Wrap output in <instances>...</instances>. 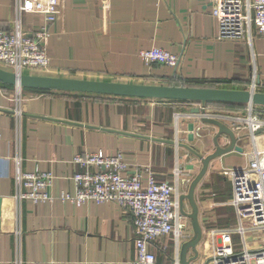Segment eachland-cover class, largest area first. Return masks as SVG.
<instances>
[{"label":"crops","instance_id":"1","mask_svg":"<svg viewBox=\"0 0 264 264\" xmlns=\"http://www.w3.org/2000/svg\"><path fill=\"white\" fill-rule=\"evenodd\" d=\"M31 3L44 7L43 0ZM211 9L210 0H58L47 43L49 69L26 73L249 90L255 72L259 91L264 92V36L254 33L250 46L219 39ZM15 21V0H0V30L10 32ZM21 22L30 34L39 28L41 16L24 14ZM153 49L177 56L178 63L146 65L139 53ZM192 103L0 87V264H134L135 235L127 211L91 202L76 207L58 198L74 195L72 177L82 170L72 163L74 156L98 151L109 156L122 152L127 175L138 173L145 180L150 171L157 181H166L178 167L181 179L191 183L202 165L190 149L207 157L215 151L217 134L193 113ZM216 107L210 105L207 111ZM18 108L19 117L14 115ZM219 143L226 147L227 138L221 137ZM238 144L243 152L232 151L212 161L196 187L202 240L198 259L191 264H210L218 241L212 232L238 226L232 184L224 196L212 177L219 174L227 180L223 170L247 166L252 143L240 138ZM18 154L22 172L54 175L49 189L54 202L18 205L13 163ZM218 215H234L235 223L223 225ZM185 229L182 243L193 237L191 223ZM256 236L255 232L245 236L248 248L260 247ZM171 238L152 244L161 264H171L175 257ZM262 238L264 234L258 237ZM239 240L233 235V242ZM188 257H193L191 250Z\"/></svg>","mask_w":264,"mask_h":264},{"label":"built area","instance_id":"2","mask_svg":"<svg viewBox=\"0 0 264 264\" xmlns=\"http://www.w3.org/2000/svg\"><path fill=\"white\" fill-rule=\"evenodd\" d=\"M32 1L15 0L14 28L10 32L0 30V68L16 75L46 72L50 66L47 43L51 26L56 20L58 0H43L44 7L41 9L35 8ZM210 3L219 39L244 42L250 46L254 33L264 36V0H210ZM28 13L41 16L39 28L30 34L24 31L21 22L22 16ZM139 57L146 65L174 67L178 63L177 56L165 50L141 51ZM256 78L253 72L248 90L252 93L258 92L260 88ZM15 100L18 101L19 96ZM192 105L204 110L205 117L227 125L237 137H246L252 143L246 167L225 169L222 172L232 184L231 205L236 210L238 226L212 232L218 241L214 243L209 263L264 264V239H258L264 234V107L258 112L254 111V105H246L244 112H209L206 104L193 102ZM14 115L20 116L19 108L14 111ZM198 117L201 119V116ZM13 163L18 205L23 201L36 205L56 200L49 193L54 179L51 172H22L19 154L13 158ZM72 163L82 169L72 177L74 195L62 194L59 200L69 201L76 207L86 202L120 207L132 218L136 251L134 264H161L151 247L158 239L168 236L172 237L176 251L171 264H180L179 250L186 228L180 197L190 182L181 179L178 167L173 170L170 180L157 181L150 171H146L145 180L138 173L125 174L128 168L122 152L114 156L102 151L77 154ZM250 232L257 234L254 240H261L260 247H247L245 236ZM235 234L241 240L240 249L237 250L233 242Z\"/></svg>","mask_w":264,"mask_h":264},{"label":"water","instance_id":"3","mask_svg":"<svg viewBox=\"0 0 264 264\" xmlns=\"http://www.w3.org/2000/svg\"><path fill=\"white\" fill-rule=\"evenodd\" d=\"M0 83L18 89L94 94L148 100L188 101L200 103L202 105L208 103H223L264 107V92L260 91L252 93L248 90L131 84L111 81H89L30 74L16 75L15 73L1 68ZM193 113L197 116H201L202 122L216 128L217 134L213 140L215 151L207 157H203L190 149L199 159L202 168L198 175L190 183L187 194L180 197L181 212L187 219L190 220L193 230L192 239L189 242L182 243L180 245V264H191L198 259L197 246L202 240V230L198 220V206L194 198L197 185L207 173L209 164L212 161L232 151L238 153L243 152L242 148L238 144L240 138L237 137L227 125L209 117H205L206 113L204 110L194 108ZM223 136L227 138L228 145L226 147H222L219 143V139ZM185 201H187L190 206V213H185L183 210ZM1 203L2 199L0 197V217ZM189 250L193 252V257H188Z\"/></svg>","mask_w":264,"mask_h":264},{"label":"rangeland","instance_id":"4","mask_svg":"<svg viewBox=\"0 0 264 264\" xmlns=\"http://www.w3.org/2000/svg\"><path fill=\"white\" fill-rule=\"evenodd\" d=\"M232 169H239V168H232ZM212 177H214V180H218L219 181V185L222 188L221 191L223 192L224 196H226V194L228 195L229 194V190H230V183H231L230 178L226 177L227 178V180H226L223 176H221L219 174H212ZM216 177H217V179H216ZM202 188L206 189V185H203ZM187 191H186V193H187ZM194 198H195V194H194ZM195 201H196V199H195ZM196 204H197V201H196ZM183 209H184L185 213H190L191 212L190 206L188 204H186V205L184 204ZM201 216H203V215H201ZM218 216H217V221L222 219L223 220L222 221L223 225L224 224L227 225L228 222H229V224H232L231 226H233V224L235 223L234 215H218ZM183 222L187 223V227H188V225L190 226V220L187 219L186 217H185V220ZM185 232H186V229L183 230V233H185ZM240 241L241 240L236 241V242L234 241V247H235L236 250L240 249V246H239Z\"/></svg>","mask_w":264,"mask_h":264},{"label":"trees","instance_id":"5","mask_svg":"<svg viewBox=\"0 0 264 264\" xmlns=\"http://www.w3.org/2000/svg\"><path fill=\"white\" fill-rule=\"evenodd\" d=\"M0 87L2 88H7V87H12V86H8V85H3L0 83ZM198 87H202V85H198ZM212 88V86H211ZM40 91H45V90H40ZM179 102H185V101H179ZM188 101H186L185 103H187ZM218 106L216 107V111H226V112H244L246 110V105H238V104H223V103H208L206 104V106ZM235 108H238L237 110H235Z\"/></svg>","mask_w":264,"mask_h":264}]
</instances>
